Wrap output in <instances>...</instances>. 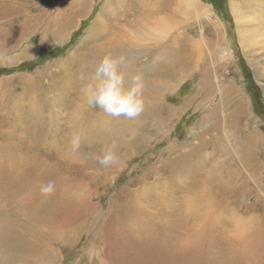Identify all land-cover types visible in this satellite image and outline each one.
I'll list each match as a JSON object with an SVG mask.
<instances>
[{"label":"rangeland","instance_id":"rangeland-1","mask_svg":"<svg viewBox=\"0 0 264 264\" xmlns=\"http://www.w3.org/2000/svg\"><path fill=\"white\" fill-rule=\"evenodd\" d=\"M92 49L162 85L135 120L87 103ZM0 225V264H264V0H0Z\"/></svg>","mask_w":264,"mask_h":264},{"label":"clouds","instance_id":"clouds-1","mask_svg":"<svg viewBox=\"0 0 264 264\" xmlns=\"http://www.w3.org/2000/svg\"><path fill=\"white\" fill-rule=\"evenodd\" d=\"M125 64L124 56L102 55L94 71L82 83L81 92L90 106L99 108L105 115L135 120L145 107V83L140 74L133 75L130 83H126L128 73ZM94 159L102 168L118 164L121 159L118 145L113 142L102 146ZM54 191L55 181L40 185V193L45 197Z\"/></svg>","mask_w":264,"mask_h":264},{"label":"bare ground","instance_id":"bare-ground-1","mask_svg":"<svg viewBox=\"0 0 264 264\" xmlns=\"http://www.w3.org/2000/svg\"><path fill=\"white\" fill-rule=\"evenodd\" d=\"M187 3L190 5V7L191 6H193L195 3H197V0H187ZM194 8V7H193ZM206 8V7H205ZM195 9V8H194ZM193 9V10H194ZM233 11L235 12V15L238 17V18H240V16H241V13H242V11H241V9L239 8V7H237V6H233ZM194 12V11H193ZM195 12H196V10H195ZM180 13H184V11L182 10V8H181V12ZM198 13V12H197ZM202 13V12H201ZM200 13V14H201ZM185 14V13H184ZM189 14H190V12H189ZM199 15V14H198ZM206 15V14H205ZM204 15V16H205ZM187 17V16H186ZM183 18V17H182ZM172 19V18H171ZM174 21V20H173ZM174 27V24L170 21V20H168V21H165V22H163L162 24H152V25H148V27H143L144 28V31L142 32V37H144L143 35H148V37H144V39L146 40V39H150L151 41H154V40H157V38H160V37H163V38H165L167 35H168V31H170L172 28ZM139 28H140V26H139ZM136 30H138V29H135V31ZM139 30H141V29H139ZM220 30V29H219ZM134 31V32H135ZM133 34H136V33H133ZM138 36V35H137ZM255 37V34H250V33H246V32H244L243 33V35L241 34V38H242V41H243V43L244 42H247L248 41V39L249 38H254ZM135 38H136V36H135ZM162 40V39H161ZM170 40V39H169ZM123 42H125V41H123ZM114 43V42H113ZM116 43V46H114L113 45V47H112V50H115L116 49V47H117V42H115ZM191 43V42H190ZM193 43V42H192ZM174 44V43H173ZM111 46H112V44H110ZM119 45V44H118ZM122 45V44H121ZM109 46V45H108ZM176 47V46H175ZM120 49V48H119ZM118 49V50H119ZM124 49V48H123ZM122 49V50H123ZM174 49V48H173ZM121 50V49H120ZM108 51V50H107ZM106 51V52H107ZM123 51H125V50H123ZM122 51V52H123ZM101 52V51H100ZM97 53L95 50H91V53H90V55H91V57H94V58H100L102 55H104V54H110V53H105V52H102V53ZM120 52V51H119ZM223 52V51H222ZM112 53V52H111ZM118 53V52H117ZM130 53H133V52H130L129 51V54ZM138 53V52H137ZM139 54V53H138ZM111 55H115V56H122L121 55V53H119V54H111ZM220 55V54H219ZM80 58V57H79ZM82 58V57H81ZM69 61V60H68ZM96 64V63H95ZM72 65V64H71ZM78 66V65H77ZM82 66V65H81ZM79 67V66H78ZM147 67V66H146ZM186 67V66H185ZM80 68V67H79ZM84 68V67H83ZM87 68H88V65H86L85 66V72H87ZM132 68V67H131ZM61 69V68H60ZM138 70V69H137ZM94 71V67H92V72ZM131 71V70H130ZM69 73H70V71H68ZM82 72V71H81ZM91 72V73H92ZM60 74V73H59ZM66 74H67V72H66ZM66 74H65V77H66ZM72 74V73H71ZM85 74V73H84ZM89 75H90V73H89ZM144 75V74H143ZM142 75V76H143ZM131 74L129 73V75L127 76V81H126V83H130V81H131ZM72 78V77H71ZM74 78V77H73ZM54 79V78H53ZM55 79H56V77H55ZM62 79H65L64 77L62 78ZM61 79V80H62ZM67 79V78H66ZM148 79V80H147ZM71 80V79H70ZM144 80V83H145V87H147L146 89L148 90L149 89V91L151 90V92H150V95H146L145 93H143V96H145L148 100H153V99H156L157 97V92L159 91V90H161L162 89V86L161 85H157L156 83H151L150 81H149V77L148 78H144L143 79ZM76 81V80H75ZM54 82V81H53ZM73 82V81H72ZM55 83V82H54ZM53 83V84H54ZM167 83H169V82H167ZM58 85V84H57ZM76 85V84H75ZM53 86H56L55 84L53 85ZM37 87H39V86H36V88ZM57 87V86H56ZM40 88V87H39ZM50 88V87H49ZM168 88H174V87H168ZM152 92H153V95L154 96H151V94H152ZM161 92V91H160ZM159 92V93H160ZM150 96V97H149ZM148 100H146V102L148 101ZM11 102V101H10ZM38 102V101H37ZM36 102V103H37ZM85 102V101H84ZM159 102H160V100H159ZM84 106V105H83ZM37 110V109H36ZM156 110V109H155ZM31 112L32 113H35V111H34V109H31ZM39 112V111H38ZM37 113V112H36ZM35 113V114H36ZM170 113H171V111H170ZM174 113V112H173ZM102 114H104V113H102ZM148 114V113H147ZM37 115V114H36ZM99 115V114H98ZM93 115L92 117H89L88 118V120L86 121V127H93L94 125H97V124H99L98 122H100L101 120H103L105 117L104 116H102V115ZM75 118V117H74ZM79 118V117H78ZM142 119V118H141ZM40 120V119H39ZM105 120V119H104ZM109 120V119H108ZM74 121V120H73ZM113 121V120H112ZM81 122V121H80ZM79 121H75V122H73V124L71 125V126H69L70 127V132H75V130H80V127L81 126H83V123L81 122L80 123ZM129 122V121H128ZM41 124V123H40ZM48 124L49 123H47V122H44V124H42L43 125V127H47L48 126ZM101 124H103V123H101ZM80 125V126H79ZM127 125V124H126ZM216 126V125H215ZM18 127V126H17ZM21 127V126H20ZM42 127V128H43ZM84 127H85V125H84ZM124 127V126H123ZM131 127V126H130ZM130 127H128V131H129V129H131ZM136 127V126H135ZM124 128H126V127H124ZM215 128V127H214ZM122 130V129H121ZM125 130V129H124ZM39 131V130H38ZM87 131V130H86ZM110 131V130H109ZM111 131H112V129H111ZM134 133H137V131L135 132L134 131V129L132 130ZM124 133V132H123ZM139 133V132H138ZM47 134V133H46ZM110 135H112L111 133H110ZM138 135H140V134H137V136ZM135 136H136V134H135ZM136 136V137H137ZM116 137V136H115ZM134 137V136H133ZM106 138V137H105ZM117 141V140H116ZM119 141V140H118ZM127 141H130V140H127ZM132 141V140H131ZM130 141V143H131V145H130V143H129V145L130 146H133L132 145V142ZM112 142V141H111ZM123 142L124 143H127V142H125V140H123ZM134 142V141H133ZM105 143V142H104ZM81 145V144H80ZM122 145H124V144H122ZM127 145H128V143H127ZM127 145H126V148H127ZM137 145H139V144H137ZM141 146V145H140ZM144 146V145H143ZM72 147V146H71ZM119 147V146H118ZM129 147V146H128ZM139 147V146H138ZM15 149V148H14ZM135 149H136V147H135ZM218 151V150H217ZM221 151V150H220ZM208 167V166H207ZM205 179V178H204ZM179 217H181V216H179ZM183 220V219H182ZM188 220V219H187ZM168 221V220H167ZM189 221V220H188ZM178 222V221H177ZM182 222H184V221H182ZM198 222V221H197ZM193 225V224H192ZM4 226V225H3ZM0 227H2L1 225H0ZM176 228V227H175ZM184 229V228H183ZM3 230V229H2ZM4 230H6V229H4ZM29 230V229H28ZM212 231V230H211ZM1 233H3V232H1ZM0 233V234H1ZM24 233H26V232H24ZM171 233H173V231L171 232ZM210 233V232H209ZM8 236H6V237H8L9 238V240H10V242L12 243V245L9 247L10 249L11 248H13L14 250H16L17 252L19 251V250H22V252H24V251H26V256L27 257H31V256H29L30 254H31V251H32V249L34 250L37 246H35L34 244H33V242H32V240L31 239H29V238H27V237H25L24 235H22V234H20V233H12V232H8ZM27 234V233H26ZM167 234V233H166ZM175 235H176V233H174ZM31 235V234H30ZM172 235V234H171ZM178 235H181V234H178ZM177 235V236H178ZM190 235V234H189ZM2 236H4V234H2ZM32 237H34L35 236V234L34 235H31ZM1 237V236H0ZM163 237H165V236H163ZM172 237H174V236H172ZM179 237V236H178ZM178 237H176V238H178ZM180 238V237H179ZM181 238H182V236H181ZM175 239V238H174ZM8 240V239H7ZM171 240V239H170ZM180 240V239H179ZM171 241H174L173 239L171 240ZM175 241H178V240H175ZM174 241V242H175ZM10 242H9V244H10ZM37 242V241H36ZM169 242V241H168ZM163 243H165V242H163ZM177 243H179V242H177ZM165 244H167V242L165 243ZM164 245V244H163ZM179 245V244H178ZM8 246V245H7ZM160 246V245H159ZM168 246V245H167ZM165 248V247H164ZM167 248H170V247H167ZM174 248H176V247H174ZM5 250L6 249H3V251H1L2 253L3 252H5ZM162 250V249H161ZM166 250V249H165ZM175 250V249H174ZM15 251V252H16ZM167 252H168V250H166ZM161 252V251H160ZM164 252V251H163ZM166 252V253H167ZM170 252V251H169ZM9 253V250H8V252L7 253H5V254H8ZM178 253V251L175 253V254H177ZM168 254V253H167ZM172 254V253H171ZM4 255V254H3ZM10 254H8V256H9ZM12 255H17L16 253L15 254H11V256ZM174 255V254H173ZM173 255H172V257H173ZM231 255V254H230ZM5 256V255H4ZM3 256V257H4ZM6 257V258H9V257ZM10 256V257H11ZM22 256V255H21ZM166 256V255H165ZM165 256H163V257H165ZM168 256V255H167ZM15 257V256H14ZM27 257H25V261H26V259H27ZM38 257V256H37ZM37 257H35V258H37ZM181 257V256H180ZM12 258V257H11ZM11 258H10V260H11ZM33 258V257H32ZM161 258H162V256H161ZM175 256L173 257V259L175 260ZM14 260H15V258H13ZM163 259V258H162ZM171 259V258H170ZM18 260H22V259H17V260H15V261H18ZM166 260L167 259H165V262H166ZM162 261H164V260H162ZM175 261H177V260H175ZM20 262H22V261H20ZM23 263V262H22ZM28 263V262H27ZM176 264V263H175Z\"/></svg>","mask_w":264,"mask_h":264},{"label":"flooded vegetation","instance_id":"flooded-vegetation-1","mask_svg":"<svg viewBox=\"0 0 264 264\" xmlns=\"http://www.w3.org/2000/svg\"><path fill=\"white\" fill-rule=\"evenodd\" d=\"M252 96H253V100L255 101V103L258 105V102H260V100L262 99L261 97H259V92H256L255 89L252 90L251 92ZM256 109V107H254ZM263 114H260V116Z\"/></svg>","mask_w":264,"mask_h":264},{"label":"crops","instance_id":"crops-1","mask_svg":"<svg viewBox=\"0 0 264 264\" xmlns=\"http://www.w3.org/2000/svg\"><path fill=\"white\" fill-rule=\"evenodd\" d=\"M172 46V49L173 48H175V44H172L171 43V45H170V47ZM170 77V76H169ZM176 80H179V77L177 76V78H176V75L172 78V80L171 81H176ZM167 82H169V80L167 81ZM162 86V85H161Z\"/></svg>","mask_w":264,"mask_h":264}]
</instances>
